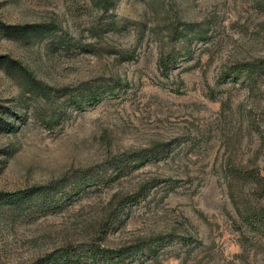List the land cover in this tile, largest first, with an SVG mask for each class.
Wrapping results in <instances>:
<instances>
[{
    "label": "rangeland",
    "instance_id": "374dc122",
    "mask_svg": "<svg viewBox=\"0 0 264 264\" xmlns=\"http://www.w3.org/2000/svg\"><path fill=\"white\" fill-rule=\"evenodd\" d=\"M0 264H264V0H0Z\"/></svg>",
    "mask_w": 264,
    "mask_h": 264
},
{
    "label": "trees",
    "instance_id": "16d2710c",
    "mask_svg": "<svg viewBox=\"0 0 264 264\" xmlns=\"http://www.w3.org/2000/svg\"><path fill=\"white\" fill-rule=\"evenodd\" d=\"M103 8L104 10H108L109 7H101ZM42 32V31H41ZM159 66L161 68H164L165 70L167 69V64H166V61L164 60V58H161L160 61H159ZM99 101V100H97ZM97 101L93 102V104H95ZM145 191H143V189H141V191L138 193V194H135L134 197L135 198H139L140 196H144V193ZM129 200H131V198H123L119 203H118V207L120 206V209L117 207L116 209V212H115V215L118 217L121 212H123V210L125 209L126 205L128 204V202H130ZM114 205V200H113V203Z\"/></svg>",
    "mask_w": 264,
    "mask_h": 264
}]
</instances>
